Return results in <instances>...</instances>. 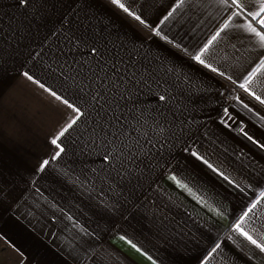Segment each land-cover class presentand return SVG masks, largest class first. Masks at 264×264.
I'll return each mask as SVG.
<instances>
[{
  "label": "crops",
  "instance_id": "1",
  "mask_svg": "<svg viewBox=\"0 0 264 264\" xmlns=\"http://www.w3.org/2000/svg\"><path fill=\"white\" fill-rule=\"evenodd\" d=\"M0 264H264V0H0Z\"/></svg>",
  "mask_w": 264,
  "mask_h": 264
},
{
  "label": "built area",
  "instance_id": "2",
  "mask_svg": "<svg viewBox=\"0 0 264 264\" xmlns=\"http://www.w3.org/2000/svg\"><path fill=\"white\" fill-rule=\"evenodd\" d=\"M226 109H227V105L225 104V105H223V106L221 107V109L219 110V112L217 113V115H218L219 117H221V116L224 114V112L226 111Z\"/></svg>",
  "mask_w": 264,
  "mask_h": 264
}]
</instances>
